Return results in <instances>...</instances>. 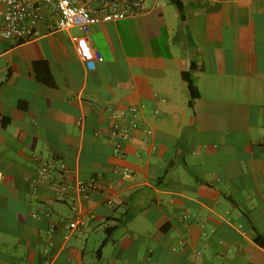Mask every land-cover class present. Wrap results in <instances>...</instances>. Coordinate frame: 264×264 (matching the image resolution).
<instances>
[{"label": "crops", "instance_id": "obj_1", "mask_svg": "<svg viewBox=\"0 0 264 264\" xmlns=\"http://www.w3.org/2000/svg\"><path fill=\"white\" fill-rule=\"evenodd\" d=\"M178 1L0 41V264H264V0Z\"/></svg>", "mask_w": 264, "mask_h": 264}, {"label": "built area", "instance_id": "obj_2", "mask_svg": "<svg viewBox=\"0 0 264 264\" xmlns=\"http://www.w3.org/2000/svg\"><path fill=\"white\" fill-rule=\"evenodd\" d=\"M151 1L153 9L165 6L167 0H0V41L21 43L37 38L40 33L38 25L43 19L46 9L52 20L46 25L47 32H55L76 28L80 36L74 37L76 52L81 61L87 64L90 70L103 58L95 53L89 44L91 27L105 22H115L131 19L146 14L150 9L146 2ZM130 131L129 126H113V134L124 140ZM119 145L116 146V150ZM52 167V166H51ZM61 175L68 174L63 165H57ZM50 173V167H41L39 176L45 180ZM125 177L127 173L123 174ZM61 193H74L87 198L90 191L96 188L95 183H84L78 180L70 184L58 185ZM81 223L76 220L67 225L69 231H76ZM43 264H51L45 260ZM70 264V263H68Z\"/></svg>", "mask_w": 264, "mask_h": 264}, {"label": "trees", "instance_id": "obj_3", "mask_svg": "<svg viewBox=\"0 0 264 264\" xmlns=\"http://www.w3.org/2000/svg\"><path fill=\"white\" fill-rule=\"evenodd\" d=\"M171 3H174L176 5V7L180 10L181 8V5H180V2L178 0H171ZM183 78L187 81V87H188V90H189V93H190V98L191 99H194L198 96V92L195 88V86L193 85V82L188 79L186 77V75L183 74ZM50 85V82L48 83ZM261 245L264 246V242L263 241H259Z\"/></svg>", "mask_w": 264, "mask_h": 264}]
</instances>
